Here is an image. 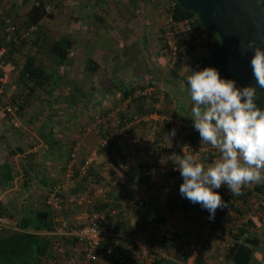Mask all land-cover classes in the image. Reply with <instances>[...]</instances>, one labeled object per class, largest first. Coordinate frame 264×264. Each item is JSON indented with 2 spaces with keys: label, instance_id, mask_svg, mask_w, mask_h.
Listing matches in <instances>:
<instances>
[{
  "label": "crops",
  "instance_id": "crops-1",
  "mask_svg": "<svg viewBox=\"0 0 264 264\" xmlns=\"http://www.w3.org/2000/svg\"><path fill=\"white\" fill-rule=\"evenodd\" d=\"M35 1L36 0H33L32 3L31 0H0V7L3 10L7 9L9 14L13 17H18L20 14V7H27L28 10ZM107 2L108 0H90V2L85 4V7L88 6V8L84 10V13H86L85 16H78L79 19L77 22H75V19L72 21V24H78L79 27L84 28L82 39H84L85 42H83L82 46L87 47L90 57L95 58L100 64V69L102 68L101 72L110 70L114 65L119 66L122 64L129 67L139 65L141 71L143 70L146 75L150 73L151 78L149 79L150 83H152V80L156 81V77L151 72H161V70H165L167 73L178 69L179 64L173 63L171 67V65L167 63V52L163 36L165 31L164 26L167 22L169 13V4L166 1L159 0L154 2L146 0L143 5L142 1L132 0L129 1V3L134 2L136 6L132 9L131 15L127 16V19L121 15L118 9H111L109 13L113 14V21L107 23L104 20L105 17H102V20L98 17L99 21L97 23L93 20L94 12L90 11V9L102 7L101 10H103ZM120 2H118V0L110 1L113 6L119 5ZM76 3L79 4V8L83 7L81 2L76 1ZM74 8L76 9L77 6L75 5ZM27 10L21 15L26 13ZM138 20L139 22H137ZM73 35L75 37L77 36L76 33ZM73 35L69 36L75 38ZM102 37H104L105 42ZM116 41L117 45L115 44ZM88 44L90 45V50ZM121 47L128 49L127 51H130L129 54L122 56V59L119 61L111 60L110 58L107 59L108 56L115 55L116 51ZM109 51H111V53H109ZM142 51L146 52L148 57L152 55L151 52H153L154 55L151 56L152 60H150L149 65H146L147 67L144 65ZM2 52H4V50L0 53ZM162 64H164L165 67L160 69ZM103 96L104 95L101 97L103 98ZM16 117L17 116L12 118L9 116L7 117V114L2 111L0 113V168L6 171V166L10 165L11 167L16 166V169L20 168L21 170L24 166L28 172V176L25 178L16 175L9 182H0V206H2L0 217H2L8 225L17 223V218L22 209L35 206L36 204L39 205L38 203L42 201L53 203L54 206L57 207H54L53 222L55 226L59 225V222L62 221L60 219L62 218L68 220L71 225H75L78 219H82L94 213L89 211L91 207L89 203L91 200H96L95 198H97V200L99 199L102 202L110 203L107 212H100V215L110 224L112 227L110 230L118 235L121 245L129 251V264H141L137 254L129 249V245L131 244L132 235L140 229L137 227L138 222H148L153 215L162 218L161 225L165 227L171 237L170 241L165 244L166 256L157 257L156 261L149 264H184L187 260V246L199 241L204 244L199 253V264H233L226 256L230 240L227 231L231 223L234 222L230 220L231 216L234 218L238 216L241 224L249 223V231L260 240V245L257 247V250L254 251L251 264H264V208L259 210L252 209L246 212L243 211V217L239 216L237 212V215H230L226 209L218 208L212 226L208 227L204 222L207 221L206 218L209 216V213L201 209L200 206H197L198 208L191 207L192 205L186 207L184 202L185 199L182 197L180 206L177 209L170 210L169 208H162L167 202L168 190L163 188L158 190L157 183L152 178L148 182L144 181V177L141 178L142 176H139L140 174H133V166L130 168L131 165H127L124 158L117 159V163H120V167H117L116 172L111 176L112 197L108 195L109 192H107L108 196H106V190L104 192L102 187H99V190H95L96 194L86 192V189L78 184L67 185L63 180H59L62 178L63 171V162L61 160L62 150L58 144L48 145L45 138L41 137L38 131L40 127L45 125V117L36 115L33 117L36 118V120H33L28 118V116H23L21 119H27L28 122H31L30 120L36 122L39 121V119L41 120L38 127L35 129L31 128V130L28 123H22L20 119ZM12 120L16 122L11 123ZM36 122H33L35 126L37 125ZM85 135L86 140L83 148L87 151L90 150L89 154H92L93 161L95 160L94 168L100 170L103 165L112 164L113 161L111 159L106 157L105 154L99 153V141L97 140L96 133H85ZM55 136L56 138L60 137L58 133L55 134ZM32 144L35 145L34 148L30 147ZM190 144L194 147L190 152L197 150L202 154V152L212 149L215 161L220 158L219 151L213 149L209 144H205L204 146L207 147L201 146V148L196 147V144ZM151 145L146 147L142 146L140 143H136L133 147L135 150L133 149L132 151L134 155L130 157V161L137 160L136 157L141 158V155H143L141 151L136 155V150L147 149L148 155L145 156L144 159L146 162L152 163L153 167H155L153 169V175L155 176L158 173V169L165 165V159L168 160V167L170 166V171L166 176L170 175L174 167L172 160L164 153L161 155L158 153L156 154L155 149ZM137 146L140 147L136 148ZM125 149V146L119 145V150L121 152L125 151L123 152L125 154L126 152H130ZM172 151L175 150L172 149ZM186 155L180 153L177 156L171 157L174 163H176L180 158ZM87 156L88 158L90 157L89 155ZM193 157L196 162L202 163L204 166H207L210 160L205 157H196L195 154ZM127 172L131 174L127 175ZM61 183H63L64 188H62L63 186ZM176 183L178 189L182 183V178L180 177ZM249 185L251 189L255 186V184ZM51 188H55V191L58 189L59 192L62 193V198H59L55 203L51 201L50 196L49 198L47 197ZM46 197L48 200H46ZM256 197V194L253 192L250 198L254 201ZM140 201L144 203L140 204ZM116 203L120 206L113 208ZM186 203H188V201H186ZM238 204L239 203H236L235 205ZM158 208H161L158 211L159 214L157 213ZM175 215L184 218H180L178 221ZM187 215L191 217H187ZM143 235L145 236L146 242L151 240L146 230ZM63 240H67L65 246H63L61 242ZM58 241L60 242L55 244V247L61 244L60 251L62 252H64V248L66 249V247L69 249L70 253L77 252L79 248H81V245L72 237L62 238ZM61 255H59V258ZM59 264L64 263L59 261ZM99 264H110L104 254L100 255Z\"/></svg>",
  "mask_w": 264,
  "mask_h": 264
},
{
  "label": "trees",
  "instance_id": "trees-1",
  "mask_svg": "<svg viewBox=\"0 0 264 264\" xmlns=\"http://www.w3.org/2000/svg\"><path fill=\"white\" fill-rule=\"evenodd\" d=\"M174 1L176 2L173 12L174 20H188L193 25L191 36L189 35V37L184 40L182 45L188 42V45L190 46L188 51L194 52V47H196V44L193 43L195 39H198L199 45L206 48V53L203 56L200 57L195 54L200 68L203 69L204 67L208 66L215 67L223 78L234 80L238 87L253 88L255 91V103L259 108L264 109V91L257 89L245 79L239 78L230 69L228 60L223 52L222 42L217 33L214 31H207L201 25L199 19L197 18V14L194 11L185 9L178 3L177 0ZM49 3L50 0H36L26 13L18 17H13L11 14H9L7 9L3 10L0 7V52L4 50L2 58L5 60V63H10L11 60H13L12 57H14L15 53H21L25 57L24 62L22 63V66L19 70L17 83L21 89L13 96L11 102L12 105L8 110L11 113L16 111V113L18 112L19 115H24V110L28 106L27 101L33 99L36 93V97H40L41 93L49 94L50 99L46 101V105L43 104L40 111L36 114L40 117H45V125L40 127L38 131L41 137L45 138V141L48 145L58 144L60 146V149L62 150L61 160L63 162V171L62 178L59 180H63L65 184H78L85 188L86 192H91L93 194H96L95 190H99V187H102L104 192L106 190L105 195L112 197L111 176L114 175V172H116V168L120 167V163H117V159L119 158H124L126 164L131 165L130 168L133 166V174H140L139 176H142L141 178L144 177V181L149 182V180L152 178L150 175H153V169L155 167H153L152 163H148L144 159L145 156L148 155V150H136L135 154H138V152L141 151L143 155H141V158L136 157L137 160L133 161H130V157L134 155L133 152L130 151L128 153L126 152L125 154L123 153L125 151L121 152L119 150V145L122 146L123 144H126L127 139L131 134L135 136L136 133L137 135V127H139L137 115L141 116L144 114V112H149V110H144V103L138 102L140 99L146 98L145 96L131 101L130 105H134L136 107V111L132 114H129L131 110L124 111L123 109L117 110L115 112L117 121L119 119V123L115 126V128L108 126L105 122H97L95 117L90 116L93 122H97L100 125L97 131L99 133V153L101 152V154H105L106 157L113 161V163L110 165H103L102 169L100 170H96L94 168L95 160L93 161L92 159V161L89 163V168H86V171L84 172L83 167L87 164V160L91 159V157L88 158V153L86 150H84L83 144L80 143L79 140L72 141V139H63L62 137L56 138L55 134L59 133L58 128H60L59 122H57L58 116L55 117V115L58 113L57 111L64 110L63 112L65 115H68V119L72 120H78L80 116L78 117L79 113L74 112L73 114V111L70 112L69 110L62 108L58 110V107H52L61 100L60 97H62V95L59 94V90L64 84L63 81L66 74H61L59 70L61 67L66 69L67 66L70 65L71 52L72 48L76 44V41L68 35L52 34L51 38L47 36L48 33L46 31H48V28H46L43 22L48 18H53L54 15L53 12L49 11ZM98 17L100 20H102L101 16L97 15V18ZM26 30L27 32L30 30V32L27 33H30V35H28L29 37L22 34V32ZM177 64H179L178 68H180L182 62L178 61ZM84 68L90 74H93L100 69V64L94 58L88 56ZM176 70H173V72L177 73ZM1 73L3 75L5 74L4 71H1ZM192 73L193 70L189 72V75ZM115 80L119 82L118 84L116 83L115 88L121 90L123 93V99L128 98L131 94L133 95L136 87H131L127 81L122 79L118 80L117 75H114V83L116 82ZM67 82L69 86L68 94L65 96L64 100L67 101L69 105H72V107L74 105L78 106L79 101L77 100V92L80 93L82 91L76 87L77 85L75 83L70 81ZM75 82L77 83V81ZM81 94L83 95V93ZM1 98L2 97H0V102L2 100ZM71 110L73 109L71 108ZM111 110L112 108H107L106 112L108 113ZM13 115H15V113H13ZM89 125L92 126V123L90 122L86 125L84 123L82 124V133L89 130L87 129V126ZM170 127H172V125L167 120L163 119L161 128L159 130L160 132H158L160 137L157 139V142L160 143L158 145L161 146L159 147V152L161 153L164 151L162 145L166 139V135ZM187 139L189 143L196 144L199 147L205 145L204 143L200 142L199 133L196 131H192ZM34 146V144L30 145L31 148H34ZM180 153L181 152H179V154ZM210 157L213 159L214 155L210 154ZM15 169L16 166L11 167L10 165L6 166V171L1 170L0 168V182H9L16 175L22 176V178L28 176V172L24 166L23 169L21 168V170L20 168L16 170ZM14 170L17 174L14 172ZM68 173H70L71 176L67 178ZM130 174L127 172V175ZM169 176L175 177L176 182H178L180 178L179 171L172 170ZM167 180L168 178L165 180V183H162L161 186L158 185V189L163 188L168 190L167 202L162 206V208L175 210L180 206L181 195L175 191L177 189V183L175 181L173 183H169ZM168 183L169 185H167ZM61 184L63 186V183ZM55 188H51V191L49 190L50 192L47 197L49 198L50 196L51 198V196L54 194V197L57 201L59 198H62V193L59 192L58 189L55 191ZM62 188H64V186ZM107 192H109L108 195ZM253 192L257 196L254 201H252L250 198ZM220 194H222V192H220ZM47 197L46 200H48ZM261 197H264V184H255L253 189L244 186L241 189L240 195L230 194L228 197H225L223 201L226 203V207L229 206V204L231 206V201L239 203L238 205H235L237 211H234V215H237L238 213L239 216L243 217V211L246 212L248 210L251 211L252 209L259 210L264 208V205L260 202ZM95 199L96 200H91L89 203L91 205L89 211L99 215L101 214L100 212H107L110 203L102 202L99 199L97 200V198ZM186 201L188 200L185 199L184 201L186 207L193 205L190 201H188V203H186ZM46 203L47 201H42L38 203L39 205L36 204L35 206L25 207L22 209L17 218V229L10 232H0V264H59V261L63 262L65 259H68L73 255V253H70L69 249L66 247V249L64 248V256L62 257L63 252L60 251L61 244L58 247H55V244L60 242L58 240L62 238H68L55 233L61 222L66 219H60L62 221L59 222V225L57 224L58 226H55L53 217L55 211L54 209L57 207H55L53 203ZM142 203L144 202L140 201V204ZM118 206L120 205L116 203L113 208ZM159 209L161 208L157 209L158 214ZM1 212L2 206H0V216ZM158 217L157 215L152 216V218L157 219L161 223L162 218ZM187 217L190 216L187 215ZM233 218L234 217H232L233 221L237 220L239 223H231L227 231V235L229 236L230 240L226 256L233 264H251L254 251L257 250V247L260 245V240L256 235L249 231V223L241 224L238 216L234 219ZM206 219L209 220V216ZM103 221L108 226V230H110L112 228L110 224L107 223L105 218H103ZM146 223L148 222H138L137 227L140 228L139 231L142 230L141 232L144 233V231L147 229ZM72 238L78 242L76 237L72 236ZM66 241L67 240L61 241L63 246H65ZM169 241L170 237H166L164 239L162 243L164 250L166 246L165 244ZM121 251L128 259H130L129 251L124 248H122ZM104 252L105 249L102 248L100 255L104 254ZM59 255H61L60 258ZM187 257L188 253L186 254V258ZM108 261L110 264H117L116 261L109 259Z\"/></svg>",
  "mask_w": 264,
  "mask_h": 264
},
{
  "label": "rangeland",
  "instance_id": "rangeland-1",
  "mask_svg": "<svg viewBox=\"0 0 264 264\" xmlns=\"http://www.w3.org/2000/svg\"><path fill=\"white\" fill-rule=\"evenodd\" d=\"M31 1L33 3V0ZM76 1L81 2L83 7L79 8V4L76 3ZM110 1L112 2L113 0H108L103 10H101L102 7L90 9V11L94 12H92L94 14L93 20H95L97 23L99 21L97 15L105 17L104 20L107 23L109 21L112 22L113 14L109 13L111 9H118L121 12V15L126 17L127 19V16L131 15L132 9H134V7L136 6L134 2L129 3V1L132 0H118V2H122H120L119 5L114 6L110 3ZM137 1H142L144 5V1L146 0ZM88 2H90V0H50L49 11L53 12L54 15L53 18H48L43 22L46 28H48V31H44L48 33L47 36L49 38H51L52 34H62L69 36L76 33L77 35L76 37L73 35L75 37L73 39L76 41V44L74 45L71 52L70 65L67 66L66 69L61 67L59 70L61 74H66L65 79L63 81L64 84L59 90V94L62 95V97H60L61 100L58 103L54 104L52 107H58V110L62 108L65 110H69L70 112L73 111V114L74 112L79 113L78 117H80L78 118V120L68 119L69 117L67 114L65 115V113L63 112L64 110H56L58 113L55 115V117L58 116L57 122H59L60 126V128H58V134L60 135V137H62L63 139H72V141L79 140V142L84 145L86 140L85 133L91 134L92 132H94L96 133L97 140L99 141V133L97 131L100 125L97 122H105L108 126L115 128V126L119 123V119L117 121L115 112L117 110L123 109L124 111L131 110L129 114H132L136 111V107L134 105H130L131 101L145 96L146 98H142L138 102L144 103V110H149V112H144V114H142L141 116L137 115V119L139 122V127H137V135L136 133L135 136H133L132 134L130 135V137L127 139V143L122 145L125 146V150H129L132 152L134 149L133 147L136 145V143H140L142 146L146 147L152 144L151 146H153V148L155 149L156 154H160L161 152H159V147L161 146L158 145L160 143L157 142V139L160 137L158 132H160L159 130L162 125V120L164 119L167 120L172 125V127L169 128L166 139L163 142L162 148L164 149V151L161 154L164 153L166 156L169 157L177 156L179 155V152L185 155L190 154L192 156L195 154L196 157H205L210 159L208 161L209 163L205 167H208L213 164L215 162V159L213 158V160L210 157V154H212V149L204 151L202 152V154L197 150H193V152H190V150H192V148L194 147L189 143L187 137L192 131L195 130L191 125L192 121L189 119L191 118V109L193 107V103L191 101L187 85V77L189 76L190 72L189 67L187 65L181 64V67L176 70L177 73H174L173 70L171 72L168 70L169 72L167 73L165 72V70H161V72H151L156 77V81L152 80V83H150L149 79L151 78L150 73H147L146 75L143 70L141 71V67L139 65H136L134 67L124 66L122 64H120L119 66L114 65L108 71L104 70L101 72V68L93 74H90L88 71L85 70L84 66L87 62L88 56L90 55L88 54V48L82 46L83 42H85L84 39H82L84 35V28L79 27L78 24H72V21L75 19V22H77L80 16H85L86 13H84V10L88 8V6L85 7V4ZM75 5L77 6L76 9L74 8ZM26 10L27 7H20L19 16ZM137 22H139V20ZM28 32H30V30H28ZM28 32L26 30L23 31L22 34L28 36L30 35V33L27 34ZM102 39H104V37H102ZM115 44L117 45V41L115 42ZM88 47L90 50L89 44ZM127 50L128 49L121 47L118 51H116L115 55L110 57L108 56L107 59L110 58L111 60L113 59L119 61L122 59V56L129 54L130 51ZM194 50V53L200 57L206 53V48L200 45H196V47H194ZM109 53H111V51H109ZM2 54L3 52L0 53V97H2V100L0 102V113L2 111L7 114V117L9 116L11 118L17 116L16 118H19L22 123H28L30 130L31 128L35 129L38 127V124H40L41 120L39 119V121L37 122L33 121L36 120V118L33 117H35L34 115H36L37 112L40 111L43 104L46 105V101L50 99V96L49 94L41 93L40 97H36V93L34 96L35 99L33 98L27 101L28 106L24 110V115H19L18 112L16 113V111L13 112L15 113V115H13L8 109L12 105L11 102L13 96L21 89L17 83L19 70L22 66V63L24 62L25 57L21 53H15L14 57H12V59L15 61L11 60L10 63H5V60L2 58ZM151 54V56H154L153 52H151ZM142 55L144 56V65H149L150 60H152L151 56L148 57L146 55V52L144 51H142ZM167 59V63L170 64L172 67L174 61L168 54ZM162 67H165L164 64L160 66V69H162ZM1 71H4L5 74L3 75ZM114 75H117L118 80L122 79L124 81H127V83L131 85V87H136L135 91L133 92V95L131 94L128 98L123 99V93L121 92V90L115 88L116 83L118 84L119 82L116 80L115 83L113 82ZM7 76L9 77L8 79L5 78ZM67 81L75 83L77 85L76 87L82 91L80 93L77 92V100L79 101L78 106L74 105L72 107V105H69V103L64 100L65 96L68 94L69 86ZM75 81H77V83ZM81 93H83V95ZM102 95H104L103 98L101 97ZM71 108L73 110H71ZM107 108H112V112L110 111L107 113ZM23 116H28V118L33 120H30L31 122H28L27 119H21L23 118ZM90 116L95 117V120L97 122H93ZM15 122V120H12L11 123ZM33 122H36L37 125L35 126V123L33 124ZM90 122L92 123V126H87V129H89L90 131L88 130L87 132L84 131V133H82V124L84 123L86 125ZM185 124H189L190 126L186 127ZM173 129L176 130V134L174 136L169 135ZM139 147L140 146H137L136 148ZM172 149H174L175 151H172ZM87 152L88 155L93 159L92 154H89L90 150ZM164 162L165 165L162 166V168L158 169V173L155 176L150 175L152 176V179L156 181L157 188L158 185L161 186L167 178V181L169 183H173L176 180V178L173 176H166V174L170 171V166L168 167V160L165 159ZM169 183L167 185H169ZM249 186L250 185H247V187ZM218 190H221L219 192H222V199L228 197L231 194V192L223 186ZM175 191L179 193V188ZM231 202V206L230 204L229 206L234 212L236 210L235 204L237 202ZM197 206L199 207L198 204L192 205V207L194 208H198ZM229 206L223 207L222 209H228ZM175 217L178 221L180 220V218H184L177 215H175ZM232 217L233 216H231L230 219L231 221ZM163 228L165 227L163 226Z\"/></svg>",
  "mask_w": 264,
  "mask_h": 264
},
{
  "label": "clouds",
  "instance_id": "clouds-1",
  "mask_svg": "<svg viewBox=\"0 0 264 264\" xmlns=\"http://www.w3.org/2000/svg\"><path fill=\"white\" fill-rule=\"evenodd\" d=\"M264 10V0H256ZM264 41V34H260ZM252 75L264 86V43L250 41ZM193 107V129L200 142L217 149L220 158L208 167L186 155L174 163L182 183L179 193L192 204H198L214 219L218 208L226 207L218 189L225 187L239 195L249 184H264V109L254 101L251 87H238L223 78L212 66L193 70L187 77ZM173 129L169 135L174 136Z\"/></svg>",
  "mask_w": 264,
  "mask_h": 264
},
{
  "label": "built area",
  "instance_id": "built-area-1",
  "mask_svg": "<svg viewBox=\"0 0 264 264\" xmlns=\"http://www.w3.org/2000/svg\"><path fill=\"white\" fill-rule=\"evenodd\" d=\"M151 1L155 2L159 0ZM161 1H166L169 4V13L167 16V22L164 26L165 31L163 35L167 54L173 59V63L176 64L178 61H181L182 64L187 65L189 71L195 69L201 70L197 58L195 57V53L188 51L190 47L188 42L182 46L184 40L189 37V35L191 36L193 25L188 20H174L173 12L176 6L174 0ZM191 38L194 39L193 37ZM193 44L199 45V40L195 39ZM5 78L8 79L9 77L7 76ZM185 126L189 127L190 125L185 124ZM91 161L92 159L87 160V164L83 167L84 172L86 171V168H89V163ZM70 176L71 174L68 173L67 178ZM51 201H54V203L57 202L54 194L51 196ZM260 202L264 205V197H261ZM226 210L230 215L234 214L230 207ZM103 218L102 215L93 213L90 216L78 219L75 222V225H71L68 220H63L61 222L55 233L66 237L74 236L78 239L79 245H81V248H79L76 253H73L70 258L63 259L64 264H99L100 251L102 248L105 249L104 255L109 260L116 261L117 264L130 263V259H128L121 251V249H125V247L120 245L118 235L108 230V226L103 221ZM204 223L206 226L210 227L212 226L213 219H207ZM233 223L237 224L239 221L234 220ZM146 224V232L151 240L146 242L143 232L138 230V232L132 235L131 244L129 245V249L137 254L141 264H149L156 261L157 257L166 256L162 243L166 237H171L170 233L163 228L157 219L151 218ZM16 229V224L8 225L5 220L0 217V232H10ZM203 246V242L200 241L188 245L186 248L188 257L184 264H199L198 257ZM63 256L64 252L62 257Z\"/></svg>",
  "mask_w": 264,
  "mask_h": 264
},
{
  "label": "water",
  "instance_id": "water-1",
  "mask_svg": "<svg viewBox=\"0 0 264 264\" xmlns=\"http://www.w3.org/2000/svg\"><path fill=\"white\" fill-rule=\"evenodd\" d=\"M185 9L197 14L207 31L219 36L230 69L257 89L264 91L252 75L250 41L264 43V10L256 0H177Z\"/></svg>",
  "mask_w": 264,
  "mask_h": 264
}]
</instances>
